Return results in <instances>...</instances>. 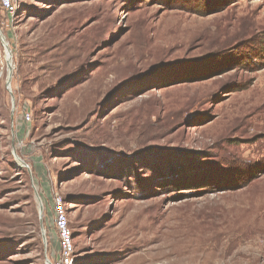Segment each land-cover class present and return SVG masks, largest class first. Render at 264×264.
<instances>
[{
	"label": "rangeland",
	"instance_id": "rangeland-1",
	"mask_svg": "<svg viewBox=\"0 0 264 264\" xmlns=\"http://www.w3.org/2000/svg\"><path fill=\"white\" fill-rule=\"evenodd\" d=\"M0 34V264H57L58 205L73 264H264V0H20Z\"/></svg>",
	"mask_w": 264,
	"mask_h": 264
},
{
	"label": "built area",
	"instance_id": "built-area-1",
	"mask_svg": "<svg viewBox=\"0 0 264 264\" xmlns=\"http://www.w3.org/2000/svg\"><path fill=\"white\" fill-rule=\"evenodd\" d=\"M20 0H0V9L7 15L12 16L18 7ZM29 120V115H25ZM55 223L59 235L60 256L57 264H73L74 246L70 229L67 226L66 212L63 205L55 206Z\"/></svg>",
	"mask_w": 264,
	"mask_h": 264
},
{
	"label": "bare ground",
	"instance_id": "bare-ground-1",
	"mask_svg": "<svg viewBox=\"0 0 264 264\" xmlns=\"http://www.w3.org/2000/svg\"><path fill=\"white\" fill-rule=\"evenodd\" d=\"M4 44H5V49L7 48L8 49V54L6 53V62L8 63V73H10L11 74V71H12V56H11V52H10V50H9V48H8V46H7V44H6V42H5V40H4V38H2V40H1ZM11 60V61H10ZM9 63H10V65H9Z\"/></svg>",
	"mask_w": 264,
	"mask_h": 264
},
{
	"label": "water",
	"instance_id": "water-1",
	"mask_svg": "<svg viewBox=\"0 0 264 264\" xmlns=\"http://www.w3.org/2000/svg\"><path fill=\"white\" fill-rule=\"evenodd\" d=\"M0 38H1V40H2V38H3V36H2L1 34H0ZM4 49H5V48H4ZM5 53L8 54V49H7V48L5 49ZM10 61H11V60H10ZM9 65H10V63H9ZM11 78H12L11 74L8 73V74H7V86H8V89H9V93H10V95H11V97H12V92H11V89H10Z\"/></svg>",
	"mask_w": 264,
	"mask_h": 264
}]
</instances>
